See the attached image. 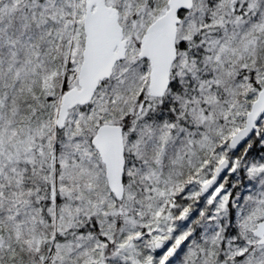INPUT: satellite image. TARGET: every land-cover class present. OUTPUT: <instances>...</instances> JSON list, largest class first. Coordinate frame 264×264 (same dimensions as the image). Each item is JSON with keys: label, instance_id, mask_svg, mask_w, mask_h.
Returning <instances> with one entry per match:
<instances>
[{"label": "snow or ice", "instance_id": "obj_1", "mask_svg": "<svg viewBox=\"0 0 264 264\" xmlns=\"http://www.w3.org/2000/svg\"><path fill=\"white\" fill-rule=\"evenodd\" d=\"M0 264H264V0H0Z\"/></svg>", "mask_w": 264, "mask_h": 264}]
</instances>
